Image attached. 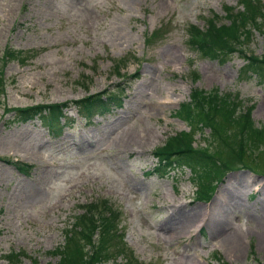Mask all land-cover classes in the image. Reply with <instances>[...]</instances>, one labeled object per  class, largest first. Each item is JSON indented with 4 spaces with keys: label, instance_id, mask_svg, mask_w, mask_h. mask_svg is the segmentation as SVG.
Instances as JSON below:
<instances>
[{
    "label": "rangeland",
    "instance_id": "obj_1",
    "mask_svg": "<svg viewBox=\"0 0 264 264\" xmlns=\"http://www.w3.org/2000/svg\"><path fill=\"white\" fill-rule=\"evenodd\" d=\"M223 5L241 7L235 0H0V59L6 47L14 53L0 63V264L10 250L54 263L49 252L72 216L103 198L117 210L116 227L140 264H264V140L245 156L250 169L239 164L226 172L209 201L193 198L187 168L148 174L156 163L151 151L168 135L190 132L174 112L194 88L231 93L251 105L253 125L264 127L260 73L246 69L236 49L218 61L185 41L187 25L204 30L211 12L216 24H228ZM252 35L243 47L260 56L261 37ZM121 59L119 74L138 76L124 85L119 104L95 106L83 118L66 110L54 134L39 117L14 118L28 106L62 107L116 91L113 67ZM208 132L194 130L192 145L203 147ZM217 211L224 229L214 234ZM227 238L237 242L228 247Z\"/></svg>",
    "mask_w": 264,
    "mask_h": 264
},
{
    "label": "trees",
    "instance_id": "obj_2",
    "mask_svg": "<svg viewBox=\"0 0 264 264\" xmlns=\"http://www.w3.org/2000/svg\"><path fill=\"white\" fill-rule=\"evenodd\" d=\"M238 1L242 10L232 12L231 7H223L228 24H216L218 17L213 14L202 31L196 25H189L187 44L198 56L218 61H224L236 49L246 60L243 66L259 72L264 79V52L260 56L251 55L243 47L247 40L252 39V33L261 37L264 47V3L260 0ZM195 78L196 75L192 74V79ZM86 101L83 100L84 103ZM250 109L243 107L231 93H221L217 88L207 91L193 89L190 100L180 103L174 112L188 125L190 132L168 135L161 146L153 149L158 161L157 171L166 172L173 166L187 168L195 187L193 197L208 200L227 171L239 164L250 168L244 162L245 156L257 153L258 145L264 140V127L253 125ZM16 111V120L24 121L37 115L43 123L46 121L45 112L55 122L61 114V108L54 104H39ZM205 127L209 131L204 139L206 144L203 147L192 145L193 131H201ZM210 147L212 152L209 153L206 148ZM84 207V212L73 216L70 228L63 230L62 243L49 252L57 256L56 261L45 264H138L123 241L122 232L116 228L117 211L107 203L98 211L95 203ZM19 257L18 253L10 250L4 258L8 264H20Z\"/></svg>",
    "mask_w": 264,
    "mask_h": 264
},
{
    "label": "bare ground",
    "instance_id": "obj_3",
    "mask_svg": "<svg viewBox=\"0 0 264 264\" xmlns=\"http://www.w3.org/2000/svg\"><path fill=\"white\" fill-rule=\"evenodd\" d=\"M37 197H33L32 200H35ZM212 218H213V225H212V229L211 231L214 233V234H218L219 231H220V228H218V226H220L222 228V230L224 229V223L223 221H221L220 219L222 218V214L218 215V211H217V215L215 213H213L212 215ZM237 239V238H236ZM226 240V239H225ZM229 244H228V247H230V243H232L233 245L235 244V242L237 241H234V240H229L227 238L226 240ZM239 241V240H238Z\"/></svg>",
    "mask_w": 264,
    "mask_h": 264
}]
</instances>
